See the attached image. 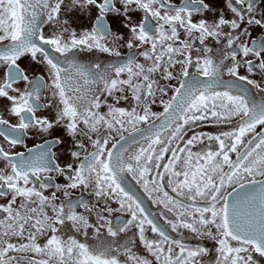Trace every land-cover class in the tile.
<instances>
[{"label": "snow or ice", "instance_id": "snow-or-ice-1", "mask_svg": "<svg viewBox=\"0 0 264 264\" xmlns=\"http://www.w3.org/2000/svg\"><path fill=\"white\" fill-rule=\"evenodd\" d=\"M72 12L90 27H74ZM125 47L116 63L77 59L121 58ZM0 72V137L12 148L29 133L42 139L26 152L0 145V264H202L209 250L170 236L128 176L172 232L214 241L216 264L264 257V95L251 92L264 94V0H0ZM129 99L134 106H121ZM206 122L235 126L195 131ZM76 189H91L103 207L74 202ZM113 212L130 218L109 219ZM65 224L85 237L92 230L94 243L63 238ZM132 228L151 259L135 254V240L120 243Z\"/></svg>", "mask_w": 264, "mask_h": 264}, {"label": "flooded vegetation", "instance_id": "flooded-vegetation-1", "mask_svg": "<svg viewBox=\"0 0 264 264\" xmlns=\"http://www.w3.org/2000/svg\"><path fill=\"white\" fill-rule=\"evenodd\" d=\"M173 3H176L177 5L182 3V0H173ZM139 15V14H137ZM69 18L73 21V26L76 27L78 30L83 29V28H88L90 27V23L88 20V16L85 14H81L79 12H72L70 14H68ZM115 27V26H114ZM52 28L50 26H46L45 27V34L48 35L52 32ZM125 31V39H127V33L126 30ZM259 35H261V30L259 28H256L255 30L252 31V37L251 38H256ZM215 42L214 41H209V46H214ZM121 52V58H116V57H110L107 54H103L100 52H80L78 53L77 59L84 64H91V63H101V64H109V63H116L118 59H122V58H127L129 55V50L125 47V48H120L119 49ZM137 52L139 50H136ZM137 59L140 62H143V57L141 56H137ZM22 66H31L33 68V74L35 75H41L44 74V72L42 71L40 66H35L31 64V61L29 58H25L23 61V65ZM241 74L245 75L247 74L245 72L244 69H241ZM3 73L0 72V77H2ZM227 78V77H226ZM250 78L257 80L258 82L261 81V76L259 73H257L254 76H250ZM172 83H175L174 81ZM262 86H264V84H262ZM251 87V86H249ZM251 92L253 95L256 96L257 99H259L262 95L261 93H258V91L256 89H251ZM172 93L171 91L168 93V96L163 97L164 100H167L169 98V96H171ZM45 97L50 98V92H48L47 90H45L44 93ZM121 106L125 107V108H131L132 106H134V102L131 101V99L127 100V101H122ZM152 110L155 112H161L163 111V105L160 103V98L159 95L157 96V102L156 104L152 105ZM0 112H3V106L2 103H0ZM38 115H47V116H52L53 113L51 111H43L38 113ZM7 118V117H6ZM17 120L15 118H12L10 120V123H16ZM235 126L234 122L233 123H227V124H214L211 122H206L203 125H201V127L195 129L196 132H202L208 135H219L221 132H226V131H231L232 128ZM143 127V125L141 126ZM258 131L260 130L259 127L257 129ZM189 135H191V133H189ZM42 139L33 134V133H29V135L27 137H25V145H27V147H33L35 144L41 143ZM209 142L205 141L204 145H198L194 151H199L204 149L206 146H208ZM0 145L4 146L6 148V150L15 153V152H26V147L25 145H17L15 148H12L10 145L7 144L6 141L3 140V137H0ZM218 147V145L215 142L211 143V148L213 150H215ZM235 154H233V158H234ZM58 163L61 164V166H64L68 161V158L66 155H61L60 159L57 161ZM3 166V162H0V167ZM56 183H65L66 181L63 179V177H58L55 179ZM127 182L132 186L133 190L136 192V194L138 196H140V198L143 200V206L145 208H147L154 217H156L159 220V223L163 226H165L166 231L169 233L170 236H172L175 239H182L183 242L187 243L189 246L191 247H205L207 248L208 254L204 257H202V264H216V258H217V252H216V247L217 245L215 244L214 241L206 238V237H198L195 234L191 233L190 231L186 230V229H181L179 232H172L170 227H168L166 225V221L161 217V212L163 211L162 207L154 204L147 196V194L144 192V189L142 188L141 185L136 184L135 181H133L131 179V176L127 177ZM51 191H54V189H49L48 193L49 194ZM168 191L171 193L170 189H168ZM58 196L60 197V200H65L66 198L63 196L62 193H58ZM81 197H83L85 200L89 201L90 204L93 205H97V207H103L102 204H97L96 198L91 195V189H87V190H81V189H76L73 190L71 193V197L70 199H72L74 202L76 200H79ZM5 201L3 199H0V203H4ZM110 206L112 208H118L119 205L117 203H115L114 201L110 202ZM78 211H83V209H78ZM107 215V213H105ZM169 217L172 216L171 213L168 214ZM113 218H118L121 220H127L130 217L128 216L127 213H116L113 212L111 216H109V219H113ZM96 220V216L93 214L90 217V221L94 222ZM60 227V235L63 238H68L69 236H74L75 238L79 239L81 242H85V243H94L95 241V237H94V233L92 230H89V235L87 237H85L84 235H82L81 233H77L71 226L70 224H65V225H61ZM147 236L152 239L155 238V234L148 232ZM122 238L120 239V243H126L129 240H135L136 243L133 246V251L135 252V254L137 256H141V257H147L150 258V254L147 252V250L145 249L144 245L142 242H140L139 237L137 235V230L135 228H132L128 233L125 234H121ZM43 239V238H42ZM17 255H26V254H17ZM254 255V259L256 260V264H264V257H260L258 254H253ZM124 258L122 257V260Z\"/></svg>", "mask_w": 264, "mask_h": 264}]
</instances>
